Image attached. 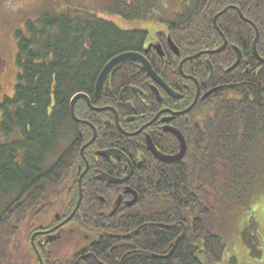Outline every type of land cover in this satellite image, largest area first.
I'll return each mask as SVG.
<instances>
[{
	"label": "trees",
	"instance_id": "obj_1",
	"mask_svg": "<svg viewBox=\"0 0 264 264\" xmlns=\"http://www.w3.org/2000/svg\"><path fill=\"white\" fill-rule=\"evenodd\" d=\"M161 2L112 0L106 12L125 19L161 20L157 13ZM230 5L258 27L257 50L264 57V0H189L183 11L167 20L168 34L180 48L181 57L223 43L213 19ZM218 25L228 46L188 61L184 67L187 72L194 68L210 72L206 62L210 58L214 72L220 68L233 79L230 90L220 98L226 103L213 108L205 130L190 135L184 159L161 165L156 179H147L140 203L127 216L101 217L90 213V204H81L74 221L84 233L93 235L83 243L102 246L93 249L96 260L107 264H206L201 256L207 254L217 262L234 220L240 212L250 210L262 189L264 62L254 51L255 28L234 8L219 17ZM146 36L143 30L122 29L85 7L46 8L36 18L27 19L25 29L16 31L22 69L15 96L19 104L15 116L6 112L0 136V264H39L31 252V236L64 198L66 183L76 173L72 167L79 149L74 143L65 148L74 126L69 108L65 113L45 114L43 103H59L60 99L68 103L79 92L93 94L110 57L137 49ZM234 45L243 53L239 68L248 73L224 70L237 58ZM178 62L168 69L161 66V72L171 79L181 77ZM53 84L57 90H52ZM6 106L13 110V103ZM56 152L62 155L52 164L50 158ZM248 230L244 228V238L250 241L252 253L260 255L258 240ZM112 232L115 237L110 238Z\"/></svg>",
	"mask_w": 264,
	"mask_h": 264
},
{
	"label": "flooded vegetation",
	"instance_id": "obj_2",
	"mask_svg": "<svg viewBox=\"0 0 264 264\" xmlns=\"http://www.w3.org/2000/svg\"><path fill=\"white\" fill-rule=\"evenodd\" d=\"M26 22H23L24 29ZM2 26L3 34L0 22V136L6 112L9 110L14 116L17 112L19 103H15V96L22 71L18 65V48L16 50L13 41L17 40L15 34L19 28ZM143 31L147 36L140 47L122 51L110 59L124 52L140 53L169 89L144 69L143 62L128 60L116 66L97 95V80L109 59L97 77L94 93L84 92L90 101L79 98L74 110L73 96L68 103L66 99H60L59 103H43L45 114L55 111L65 113L69 108L67 112L74 124L73 132L68 145L65 147L63 139L61 147L67 148L74 143L79 153L72 167L76 168V173H72L66 183L64 198L31 236V252L39 264H107L96 260L98 255L93 251L102 246L82 242L91 241L93 235L87 231L84 233L74 221L81 204H90V213L101 217L127 216L140 203L147 179H156V169L161 165L177 163L185 157L168 163L156 156V150L167 156L179 153L182 141L178 132L186 141L187 153L190 135L205 130L213 108L219 103H226L220 98L230 90L228 84L233 79H228L229 75L222 74L220 68L213 73L197 68L187 72L184 66L191 60L183 63L181 71V62L194 54L181 57V52L178 55L172 49L168 25L158 31L152 40H148L149 32ZM177 57L181 58L177 60ZM208 60L207 57V64ZM177 61L181 77L171 79V76L161 72V66L168 69ZM239 66L236 68L238 74L248 73ZM228 68L224 70L231 72ZM201 72L205 75L199 76ZM115 77L117 80L113 81ZM52 88L57 90L55 84ZM7 103H13V110L8 109ZM59 155L62 153L56 152L51 156L52 164L57 162ZM70 216L72 218L68 220ZM113 234H109L110 238L115 237Z\"/></svg>",
	"mask_w": 264,
	"mask_h": 264
},
{
	"label": "rangeland",
	"instance_id": "obj_3",
	"mask_svg": "<svg viewBox=\"0 0 264 264\" xmlns=\"http://www.w3.org/2000/svg\"><path fill=\"white\" fill-rule=\"evenodd\" d=\"M112 0H4L0 2L1 33L3 26L23 28V22L36 18L41 10L55 7L59 10H75L81 7L89 9L93 14L114 22L125 30H147L148 40L157 36L158 31L165 29L167 20L174 18L183 11L188 0H163L158 6L157 13L165 21L156 18L150 19H125L124 17L106 12V6ZM12 40V37H11ZM18 40V39H17ZM17 40L13 39L16 50ZM16 64V61H14ZM18 71V67H17ZM249 227L248 233L257 238L256 250L260 255L252 253L250 241L244 238L243 230ZM258 233V234H255ZM253 240V238H250ZM254 241V240H253ZM226 247L220 260L216 262L207 254H202L201 259L206 264H264V185L254 196L250 210L240 212L232 224V229L225 237ZM253 243V242H252Z\"/></svg>",
	"mask_w": 264,
	"mask_h": 264
},
{
	"label": "water",
	"instance_id": "obj_4",
	"mask_svg": "<svg viewBox=\"0 0 264 264\" xmlns=\"http://www.w3.org/2000/svg\"><path fill=\"white\" fill-rule=\"evenodd\" d=\"M230 8H236L238 9L237 7L235 6H229L227 8H225L223 11H221L220 13H218L215 17H214V24H215V27L218 29V31L222 34L223 38H224V43L222 46H220L219 48H217L216 50H212V51H202V52H199L197 53L196 55L192 56V57H188L186 58L185 60H183L181 62V65H180V69L182 71V65L185 61H187L188 59H193V58H196L198 56H200L201 54H204V53H214V52H220L222 51L228 44V41L225 37V35L223 34V32L221 31V29L219 28L218 24H217V19L219 16H221L225 11H227L228 9ZM239 10V9H238ZM240 11V10H239ZM241 13V11H240ZM242 15V13H241ZM255 26V25H254ZM255 29H256V37H255V40H254V50H255V53L257 55V57L259 58V60H261L262 62H264V58H262L258 51H257V48H256V44H257V40H258V37H259V30L258 28H256L255 26ZM170 43H171V47L172 49L179 55V49L178 47L170 40ZM159 51H161V47L159 46L158 47ZM238 52V57H237V60L234 62V64L228 69L229 71L235 69L241 62L242 60V53L241 51L238 49L237 50ZM163 54V53H162ZM128 60H138V61H141L143 62L144 64V69L150 74L152 75L153 77H156V80L159 81L161 84L165 85V87L167 89H169V87L165 84V82L163 80H160L159 79V76L154 72L152 66L150 65V63L148 62V60L143 56L141 55L140 53H136V52H124V53H121L117 56H115L114 58H112L106 65L105 67L103 68V70L101 71L99 77H98V80H97V85H96V93L97 95H99L103 89V86H104V83L106 81V79L108 78L109 74L116 68V66H118L119 64H121L122 62L124 61H128ZM208 63L210 65V68H211V71H213V65L212 63L210 62V60H208ZM79 98H86L87 100H89V97L87 94L85 93H78L76 94L73 99H72V110H74V105L75 103L77 102V100ZM90 101V100H89ZM176 132V131H175ZM177 135L180 137L181 141H182V145H181V150L179 153L173 155V156H167V155H164L162 154L161 152H159L158 150H156V156L159 157L162 161L164 162H176V161H179L181 160L184 156H185V153H186V150H187V146H186V141L184 140L183 137L180 136V134L178 132H176ZM85 149V147L83 148V150ZM110 180L114 181V180H117V179H113V178H110ZM115 212V211H114ZM113 212V213H114ZM112 213V214H113ZM72 216H70L68 218L71 219Z\"/></svg>",
	"mask_w": 264,
	"mask_h": 264
}]
</instances>
